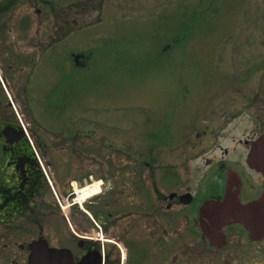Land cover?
Wrapping results in <instances>:
<instances>
[{
  "label": "rangeland",
  "instance_id": "374dc122",
  "mask_svg": "<svg viewBox=\"0 0 264 264\" xmlns=\"http://www.w3.org/2000/svg\"><path fill=\"white\" fill-rule=\"evenodd\" d=\"M21 1L16 18L23 15L35 26L27 33L16 29L11 38L37 39L40 22L54 26L48 32L56 31L58 38L52 54L48 50L37 58L24 79L14 78L25 86L17 94L24 123L44 142L40 159L48 163L53 187L47 180L42 199L57 203L55 193L69 198L72 181L82 188L108 168L135 167L127 164L125 151L156 158L158 168L182 166L203 151V163L208 155L220 157L219 147L213 152L196 137L204 124L196 108L211 99L219 110L223 96L234 105L250 103L251 120L236 118L222 142L236 148L231 159L243 151L238 139L244 132L264 133V124L252 123L253 117L264 122V0ZM73 51L83 53L81 62ZM168 120L175 132L160 143L163 134L156 131ZM211 173L200 181L203 198L221 183L218 173ZM228 237L224 249L206 246L202 264H264V243L247 241L239 228L229 230ZM29 239L8 241L16 250Z\"/></svg>",
  "mask_w": 264,
  "mask_h": 264
},
{
  "label": "flooded vegetation",
  "instance_id": "af4514ba",
  "mask_svg": "<svg viewBox=\"0 0 264 264\" xmlns=\"http://www.w3.org/2000/svg\"><path fill=\"white\" fill-rule=\"evenodd\" d=\"M21 4V0H0V167L5 162L6 172L14 179L25 177L19 184L0 187V255L4 258L3 264H29L30 245L34 240H45L49 246L63 250L60 255L47 258L51 264H202L206 246L226 248L231 242L229 230L234 228H239L247 241L264 243V235L252 238L251 230L241 224L225 225L221 229L225 233L223 242L221 231L217 234V230L210 232L209 227L215 225L211 221L204 222L202 208L206 200L224 197L232 188L240 187L234 181L235 164L242 166L241 199L252 204L246 210L249 219L253 220L260 212L257 203L264 197V157H260L263 170H259L251 150L258 135L244 132V136L238 139V143L244 144L243 152L234 157L233 164L226 162L231 150L222 146V142L232 132L235 119L251 120L250 103L245 101L234 105L229 96L221 98V110L214 105L213 99L196 108L204 117L203 130L197 132L196 137L211 144L213 152L219 147L220 157L210 158L208 155L203 163L202 157L206 154L203 151L190 155L182 166L158 168L155 167V158L144 159L145 166L139 167V154L125 152L129 160L127 164L135 167L108 168L106 173L99 175L100 179H92L90 184L98 182L101 192L82 205L73 200L74 196L67 204V210H59L60 204L42 199V194L37 195L39 198L28 199L27 192H34L38 187L34 182L40 168L27 139L11 143L9 138L15 136H6L3 128L20 125L17 111L22 107L17 94L25 91V86L20 81L15 84L14 78L22 79L27 68L32 67L46 51L50 50L52 54L58 38L56 31L48 32V28L52 31L54 26L47 28L40 22L35 33L37 39H14L17 35L12 39L11 32L16 29L27 33L35 26L23 15L17 13L20 17L16 18L15 12L22 11L21 8L17 10ZM36 10L41 15L42 10ZM17 20L19 23H15ZM41 28L45 31L42 32ZM71 55L75 57L74 52ZM179 82L186 84L185 80ZM188 93V98L186 95L181 97L182 101L189 99ZM236 107L238 112L234 113ZM180 109L181 105L178 111ZM168 121L169 124L171 120ZM187 121L181 120V125ZM255 122L264 124L253 117L252 123ZM184 138L188 140L189 133ZM42 145L40 142L43 148ZM157 171L165 176L164 179ZM208 171H212L211 175L217 172L221 183L203 198L199 185ZM108 191L109 198L103 201L102 197ZM10 192H13V198L9 196ZM261 219L264 217H257L255 222ZM20 236H29L30 239L19 243L14 250V243L8 239Z\"/></svg>",
  "mask_w": 264,
  "mask_h": 264
},
{
  "label": "water",
  "instance_id": "95a60500",
  "mask_svg": "<svg viewBox=\"0 0 264 264\" xmlns=\"http://www.w3.org/2000/svg\"><path fill=\"white\" fill-rule=\"evenodd\" d=\"M264 146V135L260 136L255 145V151L258 150V147ZM259 154V153H257ZM205 210H212V213L215 214V223L217 225L225 224L226 222H243L245 218V209L246 206L243 202L240 201L237 197V193H232L228 198L223 200H211L205 207ZM258 228H263V224H257ZM35 242L32 245V252L29 258V264H41V256H47L49 254L55 253V248H50L46 242ZM43 249V250H40ZM43 264L45 262L43 261Z\"/></svg>",
  "mask_w": 264,
  "mask_h": 264
},
{
  "label": "trees",
  "instance_id": "16d2710c",
  "mask_svg": "<svg viewBox=\"0 0 264 264\" xmlns=\"http://www.w3.org/2000/svg\"><path fill=\"white\" fill-rule=\"evenodd\" d=\"M12 1V0H11ZM42 178H43V175L42 173L41 174H38L37 176V182L40 183L42 182ZM0 183H4V184H8V183H11L10 180L8 179V176L7 175H0ZM13 192H10V197L13 198V195H12ZM32 193L31 191L30 192H27V196H31Z\"/></svg>",
  "mask_w": 264,
  "mask_h": 264
},
{
  "label": "bare ground",
  "instance_id": "6f19581e",
  "mask_svg": "<svg viewBox=\"0 0 264 264\" xmlns=\"http://www.w3.org/2000/svg\"><path fill=\"white\" fill-rule=\"evenodd\" d=\"M83 193L80 195L79 199L80 200H83L85 199L86 197L96 193L99 191V186H96L94 187L93 189H89V188H84L83 190ZM92 193V194H91Z\"/></svg>",
  "mask_w": 264,
  "mask_h": 264
}]
</instances>
